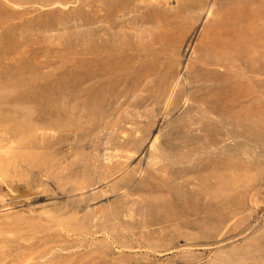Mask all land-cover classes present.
Here are the masks:
<instances>
[{
  "label": "rangeland",
  "instance_id": "obj_1",
  "mask_svg": "<svg viewBox=\"0 0 264 264\" xmlns=\"http://www.w3.org/2000/svg\"><path fill=\"white\" fill-rule=\"evenodd\" d=\"M0 264H264V0H0Z\"/></svg>",
  "mask_w": 264,
  "mask_h": 264
}]
</instances>
